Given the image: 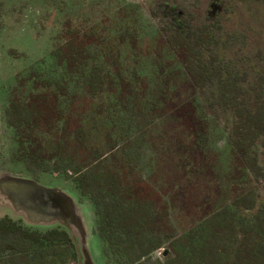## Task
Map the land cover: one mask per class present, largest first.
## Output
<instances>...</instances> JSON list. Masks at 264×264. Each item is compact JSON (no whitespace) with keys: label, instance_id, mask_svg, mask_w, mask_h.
<instances>
[{"label":"trees","instance_id":"trees-1","mask_svg":"<svg viewBox=\"0 0 264 264\" xmlns=\"http://www.w3.org/2000/svg\"><path fill=\"white\" fill-rule=\"evenodd\" d=\"M137 6L117 8L116 20L107 26L104 21L86 27L65 23L50 59L30 70L29 88L21 81L7 120L17 133L38 132L29 133L25 144L28 161L40 174L79 180L74 187L79 195L92 202L97 216L107 214L112 243L106 252L116 264H141L164 247L169 250L165 263L155 264H264V190L256 186L264 182V80L247 88L251 80L240 66L248 60L239 53L230 59L215 53L219 33L210 20L188 13L187 19L179 12L164 17ZM150 39L163 55L153 57ZM71 108L75 130L70 135L45 131L47 125L66 131ZM182 109H188L189 119L183 130L195 133L203 160L186 162L182 177L176 175L172 184L152 187L146 178L153 175V162L147 160V170L141 172L138 157L129 155L132 138L144 130L136 120L153 125L176 117L179 124L170 125L181 131ZM218 109L227 117L237 114L239 130L251 132L230 133L238 165L224 159L214 163L206 153ZM50 119L54 122L48 123ZM36 138L45 146L40 153L34 148ZM71 142L75 159L66 154ZM126 166L136 176L132 181ZM233 171L237 174L231 178ZM197 193L202 194L195 208L200 215L182 223ZM0 231L23 244H13L27 256L23 264H53L56 246H70L59 253L61 259L78 256L64 228L41 232L5 218Z\"/></svg>","mask_w":264,"mask_h":264},{"label":"rangeland","instance_id":"rangeland-1","mask_svg":"<svg viewBox=\"0 0 264 264\" xmlns=\"http://www.w3.org/2000/svg\"><path fill=\"white\" fill-rule=\"evenodd\" d=\"M159 1L160 0H2L5 10L3 14L4 18L2 17L0 19V23L3 24L4 28L2 32L0 31V153L2 156L9 157L11 154H13L12 150H15V139L12 141L11 135H9L13 133V130L4 128V120L1 114L3 112L1 111V108L7 101L8 93L17 81L19 74L27 71L37 62L47 58L51 54L54 37L61 32V29L65 23L71 21L74 26L81 25L86 27L94 21H104L105 25L107 26L111 19L116 20V18H114V14L117 8L125 7L137 9V5H139L147 9H155L160 4ZM126 3H130V5ZM252 11L260 13L262 15V20H256V18H254L251 14ZM246 13L248 14L246 15ZM238 16H241V18L244 17L248 23L252 21L250 28L254 40L252 38L251 42L253 43V46L256 45L253 48H256L257 45H262V48L264 49V10H261L260 8L257 9L254 6L253 8H250V12H248L247 7H243L241 10H239ZM131 18H133V16H131ZM153 25L155 26L154 21ZM143 39L144 37L142 40ZM150 41L152 46L151 52L153 55H155L153 57L163 55L164 51L162 49H155L156 42H154L152 39H150ZM169 61H171V58H169ZM169 119L170 118H167L168 121L166 122L168 124L164 123L163 120L162 122L153 121V125L150 123V121L148 122L144 119H140L141 121L139 119L136 120L144 130L132 138V143L129 147V155H134L136 158L138 157V163L140 164L139 170L141 172H145L147 170V160L153 162V155L149 159V156L152 152L161 153V155L166 159L164 162H157L158 167L160 166L161 168L157 169L156 172H153L151 178H146L148 181L147 183L151 184L152 187L160 186L163 183H169V181L172 180L173 172L171 169L173 166H175V164L172 165L171 162L176 163L177 165L183 164L181 162V157L185 156L186 154L185 151L179 147L189 146L190 139H192V136L190 138L183 139V137L191 134L182 133V130L185 129V124L187 127L189 123L187 116L183 117V128L181 131L177 130L176 128V130L173 132L172 126L170 125L171 122H173V125L174 123L178 125L179 121L176 118L171 121ZM67 126L68 127L66 131H62L58 135L62 133H67L70 135L75 130L74 121L71 120ZM147 129L151 131L152 134L145 133L144 131ZM28 133L36 134V132ZM170 133L179 135V137H181L184 142L180 145L179 143L182 141L175 143L169 142L167 138H162L163 144L173 151V154L171 151L169 158H166L164 153H162L163 148L160 147L159 151H156V147L159 146L157 142H161V138L159 136H168ZM97 138L98 143H100V140L102 141L103 137L100 136ZM35 140V150H37L39 153L44 151L45 146H41V140H39V138H36ZM103 145L105 148V142ZM110 146L111 145L107 144V148ZM211 146L216 147L218 146V143H216L213 139ZM208 149L206 153H208L211 160L215 163L216 151H214V153L210 152ZM74 151L75 145L72 146L71 142V144H69L67 147L66 154H73L72 157L75 159L76 157ZM121 154L125 155V153H120L119 155ZM80 155L83 159H85V155H83L81 152ZM1 160L2 158H0V168L3 165V169L5 170L0 169V183L9 179L26 181L32 180L41 187L48 189H60L63 194L68 195L70 199L73 200L76 211V221L74 222L69 220V225L65 226L73 233L75 240L74 244L78 245V250L77 247L75 248L79 263L81 261L80 264L119 263V261L116 259L114 260V258L110 257L106 252L107 248L110 246V243H112L109 235V218L107 214L103 213H100V215L97 216L92 202L85 197H82L81 199L74 188L76 185L80 184L79 180H75L69 185V182L63 181L64 178H57V175L55 174L48 176L40 174V177L37 179L31 178L30 174L25 172H23L22 175V173H20L22 170L16 167V163L13 164L14 166L10 167L11 171H7L6 165H4ZM123 160L125 162V158H123ZM28 165L32 167V164L29 162ZM126 169L127 170L125 173L130 177L128 181H132L131 178L136 176L133 174L132 176L130 174L128 166H126ZM197 192H199L198 189ZM200 195L202 194L197 193L196 195L198 200L193 197L192 200L188 202L187 209L183 214L184 216L181 218L182 223H190V221L192 222L194 218L200 215V211L195 209L197 203L201 204V198H199ZM5 216H8L15 221H22L26 226L41 232L55 228H64L69 232V230L62 223V220H65V218L60 214L58 217L59 219L45 225L42 222L30 225L26 212L22 210L15 212L12 209H8V207H0V218ZM158 251L159 252L147 258V260H144L141 264L165 263L164 253L168 251V248L164 247ZM109 253H111V251Z\"/></svg>","mask_w":264,"mask_h":264},{"label":"flooded vegetation","instance_id":"flooded-vegetation-1","mask_svg":"<svg viewBox=\"0 0 264 264\" xmlns=\"http://www.w3.org/2000/svg\"><path fill=\"white\" fill-rule=\"evenodd\" d=\"M159 3L160 4L158 5V7L155 9L152 8V10L160 12L162 15H164V17L165 16L166 17L167 16H173V15H175L176 12H179V15H182L184 18H187V19H190L189 16L196 14V15H200V18L203 19V21L210 20L217 28V29H215L216 32L219 33V36H218L219 41L215 45V53L218 52L220 57H225L227 59L233 58L236 54H237V57H239V54H240L241 59H243V60L247 59L248 60V64L240 66V68L243 69V71L241 73L242 74L247 73L248 79L251 80L249 82V85H246L247 88H250L251 85H253V84H259V83H261V80H264V49L262 48V45H257L256 48H253L256 45L253 46V43L251 42L252 38L254 40V37L252 36V31L250 28V24H252V21L250 23H248V22H246L244 17L241 18V16H238L239 10H241L243 7H247L248 12H250V8H253L254 6L257 9L260 8L261 10H264V0H180V1L179 0H160ZM4 11L5 10H4L3 2H2V0H0V19L3 17ZM187 13L189 14V16ZM247 14L248 13H246V15ZM251 14L253 15L254 18H256V20H258V21L262 20V15L260 13L252 11ZM154 23H155V29H157L158 28L157 27V21L155 20ZM64 25H63V28H64ZM263 25H264V23H263ZM63 28L61 29V32H62ZM3 29H4L3 24L0 23V31L2 32ZM61 32L54 37L53 49H52L51 54L55 50V47L57 45L56 39L60 37ZM239 38L240 39L244 38V41L240 42ZM238 47H240L239 49L242 48L241 52L237 51V50H239ZM51 54L47 58H44L42 60H49ZM42 60H40L39 62H41ZM39 62H37V63H39ZM35 65H33L27 71H24L23 73L18 75L17 81L15 82L14 86H12V88L10 89V91L8 93V98H7L6 103L3 104L2 108H1V111H3L1 114H2V118L4 120V128L13 130V133H11L9 135H11L12 141H13V139H15V150L14 151L12 150L13 154H11V156H9V157L2 156V154L0 153V158H2L1 162L4 163V165H6L7 171H11L10 167L14 166L13 164L16 163L15 164L16 167L22 170V172H20V173H22V175H23V172H25L27 174H30L31 178L37 179L40 177V170L38 169V167H35L33 164H32V167H30L28 165V162H29L28 161L29 145L25 144V142L29 137V133L28 132L17 133V129H15L13 126H11V124H9V122L7 120V111L10 108L13 95L15 93H17L19 86L21 85L22 80H26V88L27 89L29 88V80H28L29 79V72ZM198 94H200V92ZM203 94L204 93L202 92L201 95H203ZM218 94H219V92H218ZM204 100L205 99L202 98L203 102H204ZM219 100H221L220 97H219ZM263 102H264V100H263ZM207 106H209V105L206 104L205 109H209ZM186 111H188V109H182L181 113H183V115L181 114V120H180L182 122L184 120L183 117L187 116ZM72 113L73 112H72V108H71V113L68 114L70 120L68 123H66L67 125L71 122V120L74 121V118L72 117ZM54 116L57 117L56 113H54ZM175 118L176 117H172L170 119V121L174 120ZM214 118H215V121L217 124L215 126L214 133H212V135H213L212 138L215 140L216 143H218V146H216V147L210 146L209 149L216 151V153H215L216 159H221V160L224 159V161H228V162L231 161V163H233V165H238V163L235 160L236 152L234 151L235 148L232 145L230 133H239L240 130L242 131L241 133H251V132L249 131V129H246V130L240 129L239 130V128L237 127L238 122H239L237 114L233 117L232 116L227 117L220 109H218ZM187 120L189 121L188 117H187ZM53 122H54V120L50 119L48 123H53ZM46 127H47V129L45 131H47V132L49 131L48 133L54 132L53 133L54 136H60L61 135V134L60 135H58V134L61 133L62 131L49 130L48 125ZM172 131L174 132L175 129L172 128ZM34 132H36V131H34ZM36 133H38V132H36ZM182 133H191V134H188L187 136L183 137V139L190 138L191 136H192V139H190V145L189 146L179 147V148L183 149L185 151V154H186L185 156L181 157V162L183 164H178L182 167L179 168L176 163L171 162V164L172 165L175 164V166H173L172 169L170 168L173 172L172 180L169 181L170 184H172V182H174L176 175L178 176L179 174H181V177H182V175H183L182 170H184V166L186 167L187 165L189 166L191 164L189 162L190 160H192V162H195V160L202 161L203 157H204V156H202L203 154L198 153V151H201L204 148H202L200 146H195V144H194L195 133L193 131H191L190 129L183 130ZM159 137L161 138V142H159V143L157 142V144L159 146L156 147L157 148L156 151H159V149L161 147V148H163L162 153H164V149L167 148L166 145L163 144L164 138H167L169 142H175V143L178 142L179 143L180 141H182L181 143H179L180 145L183 144V142H184L182 140V138L179 137V135L174 134V133H170V134H168V136H159ZM188 142H189V140H188ZM13 144H14V142H13ZM166 151H167V154L164 153V156H166V158H169V154H171L172 149L167 148ZM109 154L106 156H109ZM172 154H173V151H172ZM221 154H224L223 158H222ZM152 155H153V170H154L153 172H156L157 169L161 168L160 166L158 167L157 162L160 161L159 163H161V162H164L166 159L161 155V153H157V152H154V153L152 152L151 155L149 156V159L151 158ZM186 162H187V165L185 164ZM233 165H232L233 170L237 169V167H233ZM240 165H242V164H240ZM0 169L5 170V169H3V165L1 166ZM178 169H180V170H178ZM31 173H32V175H31ZM236 174H237V172L233 171V177H231V178L236 177ZM43 175L46 176V174H43ZM55 175H57V174H55ZM157 175H158V173H157ZM16 178H20V177H16ZM57 178L63 179V178L59 177L58 175H57ZM63 181L69 182V185H70V183L72 184V180L70 178L69 179L64 178ZM250 182L253 183L252 176H250ZM235 183H236V181H235ZM246 183L248 184V179H247ZM256 186H258L264 190V182H258ZM242 196L243 195H240L239 197L235 196L234 200L236 201V200L240 199ZM81 199H82V197H81ZM5 218H9V217L5 216V217H1L0 219H5ZM17 242L18 241L15 242V236L13 234H7V233L0 231V264H23V263H26L27 256L23 252L21 253V251L18 252V250H15V245H13V244H16L17 246H20L23 248V244L22 243L19 244ZM74 246H75V244H74ZM69 247H70L69 245H66L65 248L63 247L64 249L61 246H56L55 248H53L52 253L55 255H54V257L52 255H50V257H53V259H50L53 262V264H79L78 256H77V258L73 257L71 255V253L68 256L64 252L65 255L61 259V256L59 255V253H63V251L64 250L66 251V249ZM161 249H163V248H161ZM157 252H159V251H156L154 254H156ZM166 252L169 254V250ZM56 253H58V255H56ZM165 253H164V256H165ZM41 264H47V263L44 261Z\"/></svg>","mask_w":264,"mask_h":264},{"label":"water","instance_id":"water-1","mask_svg":"<svg viewBox=\"0 0 264 264\" xmlns=\"http://www.w3.org/2000/svg\"><path fill=\"white\" fill-rule=\"evenodd\" d=\"M0 207L26 212L30 225L41 222L49 224L59 219V214L65 218L61 219L64 226L69 225V220L76 221L75 205L68 195L63 194L60 189L41 187L32 180L9 179L1 182ZM68 233L75 243L73 233L70 230ZM76 247L78 250V245ZM167 254L166 252L165 256Z\"/></svg>","mask_w":264,"mask_h":264}]
</instances>
